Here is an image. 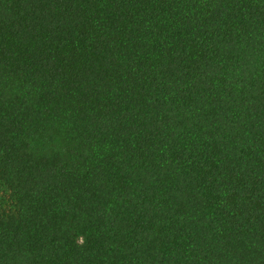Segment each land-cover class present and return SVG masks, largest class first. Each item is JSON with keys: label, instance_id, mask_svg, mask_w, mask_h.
Masks as SVG:
<instances>
[{"label": "trees", "instance_id": "trees-1", "mask_svg": "<svg viewBox=\"0 0 264 264\" xmlns=\"http://www.w3.org/2000/svg\"><path fill=\"white\" fill-rule=\"evenodd\" d=\"M0 264H264V0H0Z\"/></svg>", "mask_w": 264, "mask_h": 264}]
</instances>
